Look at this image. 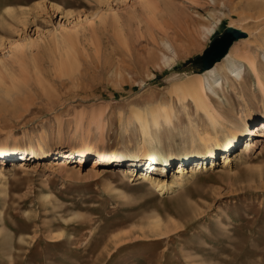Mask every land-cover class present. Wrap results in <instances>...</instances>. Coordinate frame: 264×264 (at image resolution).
Instances as JSON below:
<instances>
[{
	"label": "rangeland",
	"instance_id": "374dc122",
	"mask_svg": "<svg viewBox=\"0 0 264 264\" xmlns=\"http://www.w3.org/2000/svg\"><path fill=\"white\" fill-rule=\"evenodd\" d=\"M144 1L0 0V264H264V134L247 135L264 119V0H151V12ZM227 26L245 36L226 55L256 54L262 84L246 66L242 81L230 79L226 55L216 61L213 128L176 89L213 67L202 70L201 55ZM54 34L70 35L68 74L58 51L68 45ZM158 106L172 109L171 124L152 127L146 151L133 115ZM233 123L241 136L230 165L216 148V164L205 152L209 166L192 174L203 153L192 137L216 130L224 142ZM84 139L120 161L58 152ZM32 148L51 155L31 157ZM151 155L171 161L161 171ZM187 156L177 189L161 193L131 175H172ZM62 158L67 165L54 164ZM20 159L28 165L11 169ZM157 219L161 232L152 231Z\"/></svg>",
	"mask_w": 264,
	"mask_h": 264
},
{
	"label": "bare ground",
	"instance_id": "6f19581e",
	"mask_svg": "<svg viewBox=\"0 0 264 264\" xmlns=\"http://www.w3.org/2000/svg\"><path fill=\"white\" fill-rule=\"evenodd\" d=\"M105 4L106 2L103 1ZM143 5L149 12H151L153 8V3L151 0H145L143 2ZM154 11V10H153ZM19 12V11H18ZM17 12V13H18ZM6 13L8 14H14V10H7ZM20 14V12H19ZM18 14V15H19ZM24 12L22 13L23 16ZM13 16V15H12ZM21 16V15H20ZM21 16V17H22ZM209 30V29H208ZM214 28L212 27L209 32L213 33ZM65 32V31H64ZM65 34H61V36H58L54 34L55 39L57 42L61 45H68L69 42H67L68 36H64ZM67 38V39H66ZM61 39V40H60ZM62 42V43H61ZM70 45V44H69ZM63 47V49L58 50L60 51V68L63 69L62 72H65V74L70 73V70L72 69L74 65L73 59L71 56V50L70 46ZM264 45V42H263ZM18 48V46H10V50L14 51ZM74 52V49H73ZM77 57V56H76ZM264 59V58H262ZM153 60V59H152ZM221 67H224L226 69V77H230V79H234L235 81H242L243 79V73L245 66L248 67V71H250L256 79L257 85L261 86L262 84V72L260 73L258 68V59L257 55L254 53H248L244 54L242 52H232L231 50L229 53L223 58ZM1 66L6 70L7 64L5 62H0ZM75 66V65H74ZM264 66V65H263ZM58 67V66H57ZM75 69V68H74ZM218 69L217 63L210 69L206 70L204 74H195L200 77H197L196 81H189V79H183L182 85L177 87L176 91L180 93L181 98H186L189 96L191 98V101L195 104L197 109H201L204 111L205 116L207 119H209L210 124L213 128L216 127L218 124V116L216 114V109L214 106H212L211 99H210V93L214 92L219 86H222V82L219 81V77H216L215 72ZM60 72V71H59ZM61 72V73H62ZM22 74V72L20 73ZM21 76V75H19ZM20 78V77H19ZM1 80V79H0ZM19 81V80H18ZM1 83V82H0ZM19 87V86H17ZM20 88V87H19ZM9 92V90H7ZM8 94V93H7ZM264 103V102H263ZM2 109V108H1ZM171 111L172 109H167L166 106H158L154 110L149 109V113L142 115L138 111L135 112L133 115V119L136 120L139 124V127L141 128V132L143 134V148L152 149L155 148V145H152L151 142L153 141L152 136V127L157 128L161 121H164L166 124H171ZM250 114V113H248ZM235 127L229 128V132L231 134L230 137H226L224 142H221L220 136L218 135L217 131L214 130V132L209 131L208 129H205L203 132L198 133V137H192L191 140V146L194 148L200 149L203 153H201L200 156L192 157L196 158L194 161H196V167H191L192 174L198 170L199 168H207L209 164L205 163L204 161L208 158L205 154V152H208L212 154L210 158H208V163L210 160V166L215 165L216 161L213 159L215 155H217V152L215 151L216 148H220L219 150L223 153H226L223 157L224 164L223 167L229 166L232 162L231 158V152L232 148L236 147L240 141V134L241 130L238 128L237 125L233 123ZM260 125V126H259ZM248 133L247 135H250L253 137V135L258 136L261 134H264V119L259 121L258 123L254 124L253 126L247 127ZM66 142V141H65ZM254 144V138L246 139L243 141L242 145H244L243 150L246 152L251 149V147ZM6 144H0V156H3L4 150L6 149ZM61 150L59 149L58 152H68L71 151V153H74V155H80L78 162H83V158L88 157L90 155L94 156L95 161L97 164L101 163H107L113 164L114 162H118V155L111 151L106 149H99L97 146H93L88 143L86 139H84L79 145H73L71 142L61 143L60 145ZM19 149V148H17ZM15 149V150H17ZM12 150V151H15ZM30 155L31 157L35 158H45L49 155H51V151H38L34 148L30 149ZM147 151V150H146ZM215 151V152H214ZM150 152V151H148ZM229 152V153H227ZM22 153V152H21ZM27 155V154H26ZM242 154H240L241 156ZM244 156V155H243ZM242 156V157H243ZM190 157V158H191ZM185 160H183V163L179 162L178 166H176V170L172 175L168 174H152V175H146L142 174V172H135L134 169L132 170L131 175L137 176L139 178L144 179L146 183H150L153 187H155L157 190L161 191V193H164L169 190H174L175 188L181 187V185L184 183L186 179V173H187V166H185V162L187 161V157H184ZM12 160V159H11ZM16 160V159H15ZM60 161V162H59ZM149 164L151 165H163L168 164L171 161V158H165V157H156L154 155H151L150 158H148ZM146 161H142L141 163H146ZM68 162V159L62 158L57 159L54 164L58 165H64ZM5 162L2 159V163L0 164V177L5 179V175L2 170H5L7 168V165H3ZM11 165V169L16 170L21 166L26 167L28 163L23 159H20L18 161H11L8 163ZM206 164V165H205ZM67 165V164H66ZM58 167V166H56ZM161 171L164 170V166H158ZM157 168V167H156ZM9 169V168H8ZM97 169V166L96 168ZM63 170V168H62ZM66 170V169H64ZM141 173L142 175H139ZM188 177V176H187ZM167 228V226H163L160 223V220L157 219L152 222V231L153 232H161L163 229Z\"/></svg>",
	"mask_w": 264,
	"mask_h": 264
},
{
	"label": "water",
	"instance_id": "95a60500",
	"mask_svg": "<svg viewBox=\"0 0 264 264\" xmlns=\"http://www.w3.org/2000/svg\"><path fill=\"white\" fill-rule=\"evenodd\" d=\"M245 36V32L234 26H227L221 36L215 37L202 55V70L213 66L216 61L221 60L229 50L234 40Z\"/></svg>",
	"mask_w": 264,
	"mask_h": 264
}]
</instances>
